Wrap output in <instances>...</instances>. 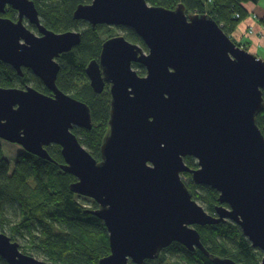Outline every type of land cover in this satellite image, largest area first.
<instances>
[{
	"label": "water",
	"instance_id": "1",
	"mask_svg": "<svg viewBox=\"0 0 264 264\" xmlns=\"http://www.w3.org/2000/svg\"><path fill=\"white\" fill-rule=\"evenodd\" d=\"M76 20L132 29L147 51L116 36L103 43L99 62L86 73L94 92L109 85V133L97 161L74 134L93 128L91 109L57 86V59L81 45L82 34L42 26L32 0H0V62L20 76L31 69L53 92L45 95L0 87V139L55 163L48 147H62L61 166L77 183L74 193L94 200L89 211L105 225L111 254L99 264H146L173 243L199 249L213 264H240L211 255L197 226L233 222L264 264V60L238 46L209 15L151 6L147 0H90ZM11 8L17 22L1 15ZM39 27L30 32L24 19ZM24 42V43H22ZM134 64L143 66L140 76ZM186 158H194L191 169ZM220 195L208 213L182 179ZM0 256L8 264H51L24 254L0 232Z\"/></svg>",
	"mask_w": 264,
	"mask_h": 264
},
{
	"label": "trees",
	"instance_id": "2",
	"mask_svg": "<svg viewBox=\"0 0 264 264\" xmlns=\"http://www.w3.org/2000/svg\"><path fill=\"white\" fill-rule=\"evenodd\" d=\"M40 13L43 24L56 33L69 30H81L82 43L73 51L60 58L61 73L57 79L58 88L65 94L88 105L92 112L93 128L82 132L74 129V134L80 143L97 160L101 161V148L109 132L111 117V97L108 89L98 95L91 88L86 70L89 64L97 60L102 44L99 31L104 26L92 29L91 26L76 21L73 16L81 4H89L90 0H32ZM262 0H147L154 7L175 10L180 5L186 8V14L209 15L224 30V32L240 47L248 49L243 43L232 38L242 19L248 16L245 4L258 5ZM236 15L240 17L237 18ZM16 20L17 13L9 9L5 15ZM264 28V18L261 20ZM88 26V27H87ZM83 27V28H81ZM114 28V27H110ZM125 33L131 43L147 47L143 40L128 28L115 27ZM112 38L114 32L109 30ZM114 34V35H113ZM140 76L146 75V70L139 64H134ZM22 80L11 67L0 62V87L23 89L27 83H33L40 91L44 84L29 71ZM44 94L46 89L40 91ZM264 97V92H263ZM258 126L264 135V110L258 116ZM55 163L40 159L30 153L18 158L14 172L10 174V165L4 160L0 151V221L5 217L13 219L16 226L7 235L3 229L0 232L9 236L14 242L26 240L28 236L32 247L21 246L24 254L40 255L51 264H99L100 260L111 254L109 233L97 217L89 211L99 209L98 204L87 197L73 192L72 186L77 179L61 169L66 164L59 146L48 148ZM186 164L191 169H198L194 158H186ZM190 178V174L185 177ZM192 191L194 200L201 201L202 206L211 215L216 214L220 206L219 193L208 186L186 184ZM92 200V201H91ZM91 204L88 209L85 204ZM0 227H3L0 222ZM196 229L206 250L213 256L229 258L240 264H260L263 253L255 249L244 236L241 228L233 222L220 225L199 227ZM32 252L31 254L29 253ZM173 259L176 261L172 262ZM213 264L199 249L188 251L179 243H173L163 250L156 260H148L146 264ZM0 264H8L0 256Z\"/></svg>",
	"mask_w": 264,
	"mask_h": 264
},
{
	"label": "rangeland",
	"instance_id": "3",
	"mask_svg": "<svg viewBox=\"0 0 264 264\" xmlns=\"http://www.w3.org/2000/svg\"><path fill=\"white\" fill-rule=\"evenodd\" d=\"M251 6L252 4H250V3H247V4H245V8H246V10L248 11L249 9H247V6ZM254 7H258V14H263L264 15V0H262L258 5H256V6H254ZM11 9V8H10ZM250 10L248 11V16L245 18V19H242V21H241V23H240V25L245 21V20H247L248 18H250L251 17V15H250ZM262 12V13H261ZM7 14V13H6ZM250 15V16H249ZM263 18H264V16H263ZM26 21V23H28V25H29V22L27 21V20H25ZM259 23H260V21H259ZM42 24V23H41ZM261 24V23H260ZM27 25V24H26ZM99 26H103V25H98L97 27H99ZM88 27V26H87ZM81 28H83V27H81ZM252 29H253V31H252ZM83 29H81V31H82ZM109 30H111V32H114V30H115V35L114 36H124L125 35V33L123 32V31H121L120 29H117V28H110V27H104L103 29H100V31H99V36H100V40H107L108 39V37L110 36V33H108L109 32ZM248 33H249V35L250 36H254L256 33H255V31H254V28H250L249 30H248ZM57 34H61V33H57ZM260 37V36H259ZM22 43H24V42H22ZM244 45H246L247 47H248V49H245L244 47H242V48H244L245 50H247L248 52H250V53H252V54H254V55H257L260 59H262V60H264V44L262 45V47L261 48H258L257 47V45L255 44V40L254 39H251V38H249V37H247L246 39H245V44ZM257 54H256V53ZM3 63V62H2ZM136 70V69H135ZM137 71V70H136ZM90 83V82H89ZM106 86H108L109 87V85H106ZM105 91H106V89H105ZM94 125V124H93ZM75 129H80L79 130V132H78V135L80 136V135H82V132H84V131H91V130H87V129H85V128H75ZM109 133V132H108ZM108 135V134H107ZM106 135V136H107ZM80 138H81V136H80ZM79 139V138H78ZM80 140V139H79ZM53 146V145H52ZM52 146H50V147H52ZM55 146H58V145H55ZM50 147H48V148H50ZM60 148H61V153H62V147L61 146H59ZM0 151L2 152V155H3V158H4V160H7L8 161V163H9V165H10V174H12L13 172H14V167H15V165H16V163H17V161H18V158L19 157H21L22 155H24L25 154V152L26 153H28L21 145H19V144H15V143H11V142H8V141H6V140H2V139H0ZM50 154V153H49ZM37 157V156H36ZM41 159V158H40ZM1 158H0V163H1ZM182 179H183V181L186 183V184H191V182L193 183V185H195V183L193 182V180H192V176L190 177V178H188L187 176L185 177V174H183L182 175ZM92 201V200H91ZM198 202V204H200L201 206H205L201 201H197ZM86 206H87V208L88 209H93L92 208V205L89 203H87V204H85ZM3 220H5V222L4 221H0V222H2V224H3V227H0L1 229H3L4 231H5V233L7 234V235H11V230H14V227L16 226L15 224H13V219H10L9 217H5V219H3ZM210 226V225H209ZM19 245H21V246H27V247H32V241L30 240V238L27 236L26 237V240H24V239H19L18 241H16ZM187 249V248H186ZM189 251V250H188ZM29 253L31 254L32 252H30L29 251ZM160 255V254H159ZM34 256H36V258L37 259H39V260H45V258L44 257H40V255H34ZM159 257V256H158ZM157 257V258H158ZM156 258V259H157ZM156 259H153V260H156ZM174 261H176V259H173V261L172 262H174ZM180 264H183V263H180Z\"/></svg>",
	"mask_w": 264,
	"mask_h": 264
},
{
	"label": "crops",
	"instance_id": "4",
	"mask_svg": "<svg viewBox=\"0 0 264 264\" xmlns=\"http://www.w3.org/2000/svg\"><path fill=\"white\" fill-rule=\"evenodd\" d=\"M254 6L256 5L247 6V9L250 10L249 13L251 17L245 20L241 25L239 24L237 29L232 33V38L239 43L245 44V39L249 37L255 40V44L257 45L258 48H261L262 45L264 44V28L260 24L261 23L260 20L263 18L264 15L258 14V7H254ZM250 28H254V31L256 33L254 36H250L248 33V30Z\"/></svg>",
	"mask_w": 264,
	"mask_h": 264
},
{
	"label": "flooded vegetation",
	"instance_id": "5",
	"mask_svg": "<svg viewBox=\"0 0 264 264\" xmlns=\"http://www.w3.org/2000/svg\"><path fill=\"white\" fill-rule=\"evenodd\" d=\"M89 4H91V1H90V3ZM10 8H7V11L9 10ZM16 12V11H15ZM17 13V12H16ZM6 15V14H5ZM5 15H1V17H3V18H7ZM39 17H40V13H39ZM73 18H74V16H73ZM8 19H10V18H8ZM75 19V18H74ZM12 20V19H11ZM19 20V14L17 13V18H16V20H12V21H14V22H17ZM25 20H27L26 18L24 19V25L27 27V29L30 31V32H32L33 34H35L36 36H38V37H42V34L40 33V29H39V27L38 26H36V25H34V24H31L30 22H29V20H27L28 22H29V25H28V23H26V21ZM76 20V19H75ZM40 21H41V23H42V26H44L47 30H49V31H52V30H50V29H48L44 24H43V21H42V19H41V17H40ZM76 21H79V22H82L83 24H85V25H88V26H91L92 27V29H96V28H94L89 22H87V21H84V20H76ZM27 24V25H26ZM104 27H109V26H107V25H103ZM115 28V27H114ZM69 31H74V32H79V33H81V30L79 31V30H69ZM69 31H67V32H69ZM52 32H54V31H52ZM54 33H56V32H54ZM82 34V33H81ZM118 36V35H117ZM114 37H116V36H114ZM108 39H110V38H108ZM80 46V45H79ZM79 46H77V47H79ZM77 47H75V48H77ZM74 48V49H75ZM73 49V50H74ZM102 49H103V44H102V46H101V50H100V55L98 56V58H97V60H95V61H97V62H99V60H100V57H101V53H102ZM72 50V51H73ZM67 54V53H66ZM66 54H62L61 56H60V58L61 57H63L64 55H66ZM60 58H58L57 59V61L56 62H58V64L60 65V67H61V70H62V66H61V63H60ZM3 64H5V63H3ZM7 65V64H6ZM7 66H9V67H11L12 69H14L12 66H10V65H7ZM15 70V69H14ZM61 70H60V72H59V74L61 73ZM16 71V70H15ZM31 72L32 74H33V76L35 77V78H38L36 75H35V73L31 70V69H29V68H24L23 69V73H24V76L22 77V76H19L22 80L24 79V77L26 76V72ZM17 72V71H16ZM18 74V73H17ZM59 74H58V76H59ZM19 75V74H18ZM86 75H87V73H86ZM145 76V75H144ZM88 77V76H87ZM39 79V78H38ZM89 79V78H88ZM40 80V79H39ZM43 83V82H42ZM44 84V83H43ZM26 86L25 87H23V89H20L21 87H19V88H17V89H20V90H26L27 88H29V87H32V88H34V84L33 83H27V84H25ZM5 89H11V88H5ZM35 89V88H34ZM43 89H46L49 93L48 94H45V95H48V96H53V92L50 90V89H48V87H46V85L44 84V88L43 87H40V91H43ZM108 89V91H109V87L107 86L106 87V90ZM37 90V89H36ZM38 91V90H37ZM39 91V92H40ZM42 93V92H41ZM44 94V93H43ZM110 94V93H109Z\"/></svg>",
	"mask_w": 264,
	"mask_h": 264
},
{
	"label": "built area",
	"instance_id": "6",
	"mask_svg": "<svg viewBox=\"0 0 264 264\" xmlns=\"http://www.w3.org/2000/svg\"><path fill=\"white\" fill-rule=\"evenodd\" d=\"M237 18H239L240 16L239 15H236ZM253 31V30H252Z\"/></svg>",
	"mask_w": 264,
	"mask_h": 264
}]
</instances>
